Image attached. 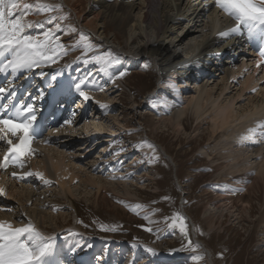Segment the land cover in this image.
Returning <instances> with one entry per match:
<instances>
[{
    "label": "bare ground",
    "instance_id": "bare-ground-1",
    "mask_svg": "<svg viewBox=\"0 0 264 264\" xmlns=\"http://www.w3.org/2000/svg\"><path fill=\"white\" fill-rule=\"evenodd\" d=\"M61 2L74 15L79 28L89 33L94 41L116 49L120 54L121 67L128 66L134 70L123 82L119 78L114 79L115 83L121 82L124 88L139 82L146 83L143 80L148 76L142 72L140 62L147 60L152 65L156 88L150 92L146 102L160 104L161 116L159 121L149 125L153 133L165 128L172 130L175 136L176 133L187 134L189 121L194 118L196 125L192 132L199 137L208 136L210 143L208 147L201 146V150L219 173L215 178L217 185L223 187L216 190L208 201L206 212L210 226L214 227L229 214L242 217L240 226L242 220L254 217L263 223L264 64L247 51L240 30L232 31L237 27V21L228 19L226 13L218 14L210 0ZM19 4L22 8L25 3ZM26 18L28 22L36 20L34 15ZM235 57L237 60L234 61ZM3 61L0 60V68H8L2 64ZM41 65L33 67L32 71L41 75L45 83L54 86L59 93H68L70 89L81 97V100L74 101L73 105L77 104L81 110L73 119L83 120L84 128L68 124L55 131L58 134L69 133L66 138L48 139L46 146L44 140L38 141L30 146L33 151L21 158L22 164L10 162L7 167H0V184L4 186L1 193L7 197L6 201L2 199L0 202L3 205L0 222L5 226L11 225L13 229L31 224L46 238L48 234H57L59 221L66 220L73 213L74 216L78 214L76 200L84 198L95 206L118 212L121 210L109 202L106 192L128 197L138 196L139 190L132 187V180L121 178L119 168L114 169L116 173H112V168L106 174V169L100 167L104 162L103 157H99L101 150L97 156H92L84 146L89 142L88 135L95 139L101 138L105 132H109L108 136L117 135L121 120L113 113L117 110L111 107L124 97L123 93L117 92L115 87L118 86L105 73L97 78L89 73L87 80H79L82 76H78L77 81L69 64L50 65L52 68H42ZM245 70H248L247 78L235 84L237 76ZM59 79L62 83L56 85ZM77 83L90 99H83L76 90ZM231 88L235 93L226 97V91ZM247 90L255 91V95H247ZM129 91L132 92L131 89ZM127 100L131 106L137 101L129 97ZM240 102L243 104L238 105ZM91 104L102 107L103 115L87 117L85 111L89 107L96 108ZM91 130L96 133H86ZM1 158L0 164L3 162ZM13 173L18 175L17 181L9 179ZM37 173H41L43 178ZM50 184L54 185L51 190L38 191L39 186L47 188ZM242 184L247 192L234 197L235 190H239ZM258 204L260 208L255 216ZM60 207H63V212L54 215L55 209ZM262 251L264 253V249Z\"/></svg>",
    "mask_w": 264,
    "mask_h": 264
},
{
    "label": "rangeland",
    "instance_id": "rangeland-1",
    "mask_svg": "<svg viewBox=\"0 0 264 264\" xmlns=\"http://www.w3.org/2000/svg\"><path fill=\"white\" fill-rule=\"evenodd\" d=\"M17 2L31 4L33 7L31 10H25L23 7L18 9L13 15V19L23 16L22 23H29L31 21L28 22L26 17L36 16V20L31 22L33 27L26 28L25 33L43 39V34L50 32L52 33L50 43L53 50L56 53L61 51L66 53L61 54L55 63L48 62L44 66L50 68V65L66 66L69 64L68 66H72L79 64L74 69H77L78 76H82L79 80L89 79L87 77L90 74L97 78L105 73L112 81L116 78L122 81L134 71L128 66L121 67L120 54L116 52V49L94 41L89 33L79 28L74 20V15L62 4L61 0H44V2L37 1L35 3L31 0H17ZM38 3L58 7L53 12H37L36 5ZM108 29L112 28L108 27ZM81 36L87 37L88 43L92 45L90 50L85 49ZM57 44L62 45V50L56 47ZM108 52L117 57L119 63L105 66L92 59L94 55H103ZM235 60H237L236 57ZM140 65L143 69L142 72L148 77L143 80L146 83L139 82L128 86L132 92L128 88L122 87L121 82L115 83L116 80L114 81L119 87H115L117 92L124 94L122 101L113 103L116 106L111 107L117 110L113 113L121 120L117 135L112 137L108 136L109 132H105L100 135L101 138L95 139L87 134L90 139L84 145L87 151H91L89 155L92 156H97L101 150L102 153L99 157L104 156V162L100 167L103 166L102 168L106 169V174L110 173L112 168V173H116L114 169L119 168L121 178L132 180L131 183L135 185L132 187L139 190V194L127 197L110 191L106 192L109 202L121 210L118 212L108 211L80 198L76 200L78 214L74 216L73 213L66 220L59 221L60 229H56L57 234L61 232L60 237L63 240L72 241L77 239L95 242L96 239H106L112 244L127 245L131 249L130 245L138 244L133 248L142 247L140 260L143 262L140 264H145L144 258H149V255L171 256V261L183 262L181 264H264L262 251L264 249V222H257L254 217L252 220H242L243 226H240L242 217L229 214L220 219V223L218 221L214 227L208 223V213L206 212L208 201L212 199L211 196H214L216 190L223 189L222 186L217 185L215 179L219 173L212 161H209L201 150L203 146L210 143L208 136L199 137L192 132L196 125L194 118L189 121L190 127H187V134L176 133L175 136L172 130L168 131L165 128L154 131V133L151 131L150 123L159 121L161 117L159 115L160 104L146 102L150 92L156 88V84L153 79L152 65L147 60H142ZM210 67L214 68L215 66ZM247 72L248 70H245L241 76L238 75L235 84L244 81L247 78ZM111 86L109 85V87ZM235 87L233 86V88ZM233 88L226 91V97L235 93ZM247 91V95H255V91ZM128 97L131 100L137 99L133 106L127 100ZM242 102L245 103L246 100ZM242 102L238 105L243 104ZM91 105L96 108L93 110L89 107L85 112L87 117L90 115L99 118L98 115H103L102 107L100 109L94 104ZM82 121L80 120L81 123L77 125L80 129L85 124L82 125ZM205 127L210 128L208 125ZM93 132L96 133L92 130L86 133L92 134ZM58 135L64 139L69 133L58 134L55 132L52 139L58 140ZM112 142L115 144L112 145ZM76 143L78 144V141ZM105 161L109 163L111 169L105 168ZM244 188L245 185L242 184L239 190H235L234 197H237L238 194H245L247 191ZM39 190L42 191L43 188L38 187ZM255 208L256 216L260 208L259 204ZM62 209L63 207L55 209L53 214L62 213ZM261 209L264 213V208ZM70 211L73 212V209ZM179 217H183V220ZM182 225L184 230H181ZM248 226L249 228H247ZM148 228H151L152 231H147ZM50 231L55 232V229H50Z\"/></svg>",
    "mask_w": 264,
    "mask_h": 264
},
{
    "label": "snow or ice",
    "instance_id": "snow-or-ice-1",
    "mask_svg": "<svg viewBox=\"0 0 264 264\" xmlns=\"http://www.w3.org/2000/svg\"><path fill=\"white\" fill-rule=\"evenodd\" d=\"M216 5L228 12L238 22L237 27L232 31H238L243 24L248 25L250 36L257 29H264V0H216ZM20 7L17 0H0V56H4L7 52L15 54V58L5 67L10 66L13 71H18L31 69L48 62L55 63L61 54L66 53L63 51L56 53L53 50L50 43L52 40L50 32H45L43 39L26 35L25 29L33 27V24L31 22L22 23L23 16L19 19L12 18L14 11ZM32 7L31 4L23 5L25 10H31ZM57 7L56 5L38 3L36 10L37 12H53ZM226 34L221 33V35ZM81 41L84 42L86 50L92 48L86 36H81ZM56 47L62 50V45L57 44ZM92 59L105 66L119 63L118 58L111 52L94 55ZM75 87L84 100L90 99L87 92L81 90L80 83H77ZM4 91L3 88H0V93ZM100 91L103 89L101 88ZM35 120L36 115L31 106L17 109L12 117L0 118V134H2L0 140H5L8 145V154L3 157L0 167H7L10 162L22 164L21 158L33 151L30 146L35 138L33 131ZM65 123H69V121H65ZM10 136L15 137L18 143H14L13 139L9 138ZM37 175L43 178L41 173H37ZM179 219L183 220V217H179ZM146 230L152 231L151 228ZM181 230H184L183 225ZM25 236L27 239H22ZM45 241L46 238L31 224L13 229L11 225L5 226L0 223V264H43L44 258L51 254L53 247L50 241ZM149 250L151 251V249Z\"/></svg>",
    "mask_w": 264,
    "mask_h": 264
}]
</instances>
